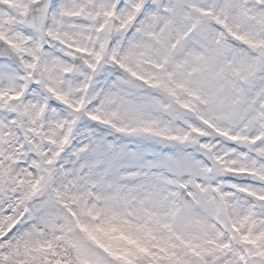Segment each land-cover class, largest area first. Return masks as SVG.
I'll list each match as a JSON object with an SVG mask.
<instances>
[{
	"label": "snow or ice",
	"instance_id": "obj_1",
	"mask_svg": "<svg viewBox=\"0 0 264 264\" xmlns=\"http://www.w3.org/2000/svg\"><path fill=\"white\" fill-rule=\"evenodd\" d=\"M0 264H264V0H0Z\"/></svg>",
	"mask_w": 264,
	"mask_h": 264
}]
</instances>
